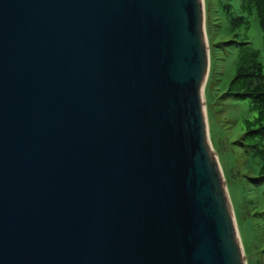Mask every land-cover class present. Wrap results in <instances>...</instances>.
I'll return each instance as SVG.
<instances>
[{
    "label": "water",
    "instance_id": "1",
    "mask_svg": "<svg viewBox=\"0 0 264 264\" xmlns=\"http://www.w3.org/2000/svg\"><path fill=\"white\" fill-rule=\"evenodd\" d=\"M209 63L204 0H0V264H246Z\"/></svg>",
    "mask_w": 264,
    "mask_h": 264
},
{
    "label": "rangeland",
    "instance_id": "2",
    "mask_svg": "<svg viewBox=\"0 0 264 264\" xmlns=\"http://www.w3.org/2000/svg\"><path fill=\"white\" fill-rule=\"evenodd\" d=\"M216 2L204 0L205 30L210 52L209 74L203 89L208 136L226 181L245 263L264 264V212L260 209L263 200L258 194L259 190L248 191L250 194L244 191V184L252 181L250 169L258 171L256 163L251 168L247 166L249 155L245 154L241 141L245 130L244 120L252 119L254 114L249 109L248 101L232 100L228 95L227 89L237 66L235 37L226 31V16L217 13ZM247 37L264 64V42L255 14L249 18Z\"/></svg>",
    "mask_w": 264,
    "mask_h": 264
},
{
    "label": "trees",
    "instance_id": "3",
    "mask_svg": "<svg viewBox=\"0 0 264 264\" xmlns=\"http://www.w3.org/2000/svg\"><path fill=\"white\" fill-rule=\"evenodd\" d=\"M217 4V13L226 16V31L235 37L233 48L237 66L227 89L228 95L232 100L248 101L249 109L254 114L252 119L244 120L245 130L241 141L245 154L249 155L247 166L251 168L256 163L258 171L250 169L252 181L244 184V191L250 194V191L259 190L258 194L263 200L260 209L264 212V64L247 37L249 18L255 14L264 42V0H217Z\"/></svg>",
    "mask_w": 264,
    "mask_h": 264
},
{
    "label": "bare ground",
    "instance_id": "4",
    "mask_svg": "<svg viewBox=\"0 0 264 264\" xmlns=\"http://www.w3.org/2000/svg\"><path fill=\"white\" fill-rule=\"evenodd\" d=\"M202 100H203V89H202ZM203 103H204V100H203ZM204 112H205V109H204Z\"/></svg>",
    "mask_w": 264,
    "mask_h": 264
}]
</instances>
